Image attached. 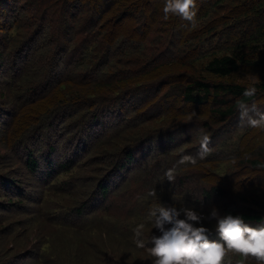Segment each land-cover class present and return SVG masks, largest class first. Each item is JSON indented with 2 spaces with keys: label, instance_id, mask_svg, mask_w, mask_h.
<instances>
[{
  "label": "trees",
  "instance_id": "16d2710c",
  "mask_svg": "<svg viewBox=\"0 0 264 264\" xmlns=\"http://www.w3.org/2000/svg\"><path fill=\"white\" fill-rule=\"evenodd\" d=\"M157 1L158 7L151 5L149 0L143 2L141 0L138 2L135 0H0V70L4 73V77L0 80L10 89L6 94L0 91V135L3 136L0 142L7 146L9 155H18L24 160V164H21L25 175L22 189L32 188L29 176L40 171L41 163L45 160L39 154L42 151L39 146L44 147L43 149L47 148L49 156L62 155V159L57 162L59 169L54 174L49 167L55 166V163L47 165V170L42 173L45 184L38 197H32L33 192L29 193L30 195L27 193L23 195L14 185H19L18 181L1 177L0 199L7 200V206L19 201L25 204L26 208L33 207V210H25L23 214V216L29 215L33 222L41 219L57 228H62L59 235L64 238V246L69 243L66 237L73 232L75 242H72L68 249L62 247L59 255H49V259L53 260L67 256L65 259H60L59 264L82 263L84 253L91 255L90 261H97L100 264H125L114 260L113 256L117 254L115 251L119 250L123 258L128 255L127 251H124L128 246L147 252L146 248L136 247L133 230L138 225L144 224L147 233L153 227L147 219L149 209L157 203L166 205L172 203L164 198V191H160L163 188L159 184L153 186V183L155 179L163 178L166 171L173 168L175 158L181 159L185 155H190V148L197 145L184 147L185 144H193L189 140L191 136L188 132L189 128L193 126L195 127L192 129L201 126L204 128L201 121L195 122V117L190 116L191 109L196 107L201 109V106L210 105L211 118L218 115L220 119L225 120L235 116L238 99L253 103L258 94H264L263 74V81L258 86L257 83L254 84L256 93L251 98L243 96V92L249 87L224 79L232 73L251 68H260L264 72V53L259 54L258 60L252 57L260 52L259 49L264 50V47L255 44L258 41L264 42V0H204L201 3L197 0L195 27L178 16L170 15L165 19L162 11L163 0ZM223 2L229 8L221 15L217 10ZM26 6L31 10H25ZM37 11L38 23L29 14ZM7 13L11 16L10 26L15 23L21 29H27L25 45L11 43L12 40L9 38L12 30H9L8 23L5 22ZM210 14L213 16L210 17ZM202 18H206V23L203 25H201ZM103 19L105 22L102 21ZM113 20L125 27L111 31L108 27ZM103 25L106 28L102 41L105 40V35L110 34L108 39L111 35H115L104 49L103 55L111 56V59L120 65L114 68V71H110L112 68L105 66L98 68V61L93 60L94 63L90 66L91 73L80 74L82 68L80 65L83 66L91 53H96L95 55L98 53L91 51L90 41L78 42L77 35L89 33L93 28L98 31ZM151 32H157L156 39L160 43V33H167L169 39L166 45L161 47L155 43H148ZM234 40L239 42L234 43ZM15 47H18V53L25 50L24 53L27 54L25 66L32 65L24 69L30 79H25L24 73L21 76L22 80H27V88H23L18 80L22 68L14 69L13 66L5 64L7 52ZM125 49L129 51L123 52ZM114 51H117L120 57L114 58ZM218 52H221L220 55H216ZM208 55L210 56L207 60ZM70 58L73 62L74 59L77 61L73 75L77 80H82L80 82L89 80V77H97L98 72H102L100 77L96 81L90 78L89 82L92 83L90 86H87L88 82L79 85L80 89L75 92L77 96L80 94L82 96L79 98L81 101L79 105L74 107L64 105L65 109L62 111L58 108V112L55 108H46L44 111L31 114L32 107L38 105L41 109L38 100L44 99L49 91L52 97L62 88L61 66ZM51 59L55 62L53 69H45L44 63ZM201 59L204 64L202 71L201 64L198 67L193 66V61L201 63ZM123 61H128V64ZM194 68L197 70L195 71ZM185 69H190L191 73ZM203 71L213 74L216 78H206ZM114 107L124 113V118L118 120V129L123 133L121 138L123 145L112 147L107 151L115 152L106 163L110 167L107 171L111 168L113 170L108 175L127 171L123 183L127 188L132 187L134 182L145 186L147 191L143 193L144 196L139 200V196L135 198L130 192L127 194L126 216H123L114 204L103 206L101 209H98L97 205L87 209V204L82 199L73 201L74 203H63V206L53 208L48 215L40 218L46 198L49 201L54 199L51 195L52 190L61 173L77 167L84 168L96 157H99L101 162L100 153L90 146L93 140L91 130L95 128L92 125L96 118L114 112L116 109ZM85 116L90 117L84 124ZM152 121L157 125L142 126ZM161 121L166 123L159 124ZM235 121L241 122L238 117ZM138 126L147 132L135 136ZM237 128L242 129L240 140L243 144L248 138L250 128L247 124ZM185 129L187 130L184 132ZM58 130L63 131L64 135L57 133ZM251 130L264 132L252 127ZM131 131L130 135L136 138L134 142H132L134 138L124 139ZM182 133H187L189 137L184 138ZM112 135L95 142L96 148L105 151L108 144L115 146L116 139H110ZM67 136L70 137L66 142H71L72 147L67 150L61 149L60 141ZM256 138L260 140L261 135ZM244 146L252 148L247 142ZM257 154L261 156L260 152ZM262 157L264 158V155ZM53 160L46 159L45 162L49 164ZM242 162L249 164L243 169L264 170L262 169L264 163L258 159V156L246 157ZM211 176L215 174L211 173ZM225 179L230 180L231 177L226 175ZM107 186L102 184V181L99 183L102 194L107 191ZM135 188L137 186H133V190ZM205 188L203 187L202 190L204 191ZM153 189L155 196L149 195ZM208 190L212 198H220L224 195L220 184L211 183L205 191ZM117 192L115 191L114 194ZM258 199L260 202L253 199L249 202V197H242L243 203H238L232 208L224 206L219 213L241 215L246 223L257 224L264 218L262 217L264 191ZM89 203L94 205L95 202ZM250 203L253 207L249 206ZM5 211L0 209V223L11 217V214H5ZM53 219L58 221L53 222ZM207 221H204V226ZM209 230L213 233L210 239H217L215 227ZM155 231V235L160 234L157 229ZM92 237L101 239L104 248L101 245L98 247L91 240ZM144 239L146 245L150 247L151 245L147 243L149 238ZM132 251L130 250L129 253ZM22 253L25 255L20 259H30L32 255L38 256L40 260L44 257L40 253L29 251ZM128 256L131 258L132 255ZM240 257L242 259V256Z\"/></svg>",
  "mask_w": 264,
  "mask_h": 264
},
{
  "label": "rangeland",
  "instance_id": "374dc122",
  "mask_svg": "<svg viewBox=\"0 0 264 264\" xmlns=\"http://www.w3.org/2000/svg\"><path fill=\"white\" fill-rule=\"evenodd\" d=\"M138 1L139 0H135V2ZM141 1L143 2V0ZM149 1L151 5L158 7L159 3L157 0ZM201 2H204V0H200L199 3ZM138 6L139 9H141V5L139 4ZM228 8V5L223 2L220 8L217 10V13L223 15L225 11L228 10ZM24 9L27 11L31 10V8H29L28 6H26ZM29 14L35 19V22L38 23L39 12L37 11L35 13ZM9 15L10 14L8 13L5 14V22L8 23L7 25L9 27V30H12V33H10L11 36L9 38L12 40L11 43H15L17 45H21L23 43L22 45H25L27 42L26 40L28 35V32H26L27 29H21L15 23L10 26L9 19L11 18V16ZM89 16L91 17V15ZM212 16L213 14H210V17ZM84 18L86 20H89V18L85 16ZM205 19L206 18L201 19V25L206 23ZM102 21L105 22V19H103ZM112 22L109 24L110 27H108L111 31L120 30L122 29V27H125L121 25L120 22H118L117 24V21H114L113 25ZM114 27H116V29ZM105 28L106 26L103 25L102 28L98 31L94 30L95 28H93V30L90 29L89 33H80L77 35L78 42L84 43L85 40L86 42L90 41L91 44L89 48L91 49V51L98 53L97 55H95L96 53H91L88 56V59L84 61L83 66L82 64L80 65L82 67L80 74L86 72L91 73L90 66L93 65L92 63H94L95 61H98V68L105 66V68H112L110 71H114V68L120 65L117 61L111 59V56L107 57L103 55L106 46H108L110 44L109 42L115 38V35H111V37L108 39V37L110 36L109 34L105 35V40L102 41V38H104ZM137 34L139 36L140 31L137 32ZM155 34H157V32H151L150 37L148 38V43H155L160 45L161 47L166 45L169 39L167 33H160L161 43L158 42ZM238 42L239 40H234V43ZM255 44L264 47L262 46L264 44L263 41H258ZM17 48L15 47L13 50H10L9 53L7 52L5 64L7 66H13L14 69L22 68V72L18 74V80L19 82H21L22 87L24 86L23 88H27L28 82L27 80H22L23 78L21 76L22 73H24L26 76L25 79H30V77L26 75L27 73L24 72V69L30 68L32 67V65L25 66L27 54L24 53L25 50L22 53H18ZM128 51L129 50L127 49L123 50V52ZM259 51L260 52L258 54L252 55L255 60H258L259 54L264 53V50L259 49ZM220 53L221 52H218L216 53V55H220ZM113 54L115 55L113 56L114 58L120 57L117 51H114ZM209 56L210 55L206 57L207 60ZM202 59L201 63L193 61V66L195 67H198L201 64V71L204 70V64ZM74 60L75 61L73 62L72 58L67 59L66 62L61 66V70H63V74L61 76L62 88H60V90L54 93L52 97L49 91L48 95L46 97H43L44 99L38 100L41 109L38 105H36L31 108V114L41 112V110L44 111V109L46 108H55L56 112H58L57 109L60 108L63 111L65 109L64 105H70L71 107H74L81 103V101L79 100V98H82L81 94L79 96L75 94V92H77L81 87L79 85L88 82L87 86H90L92 84L89 82L90 78H93L96 81V79L100 77V74L102 72H98L97 77H89V80L86 79L85 81L80 82L82 80H77L75 78V75H73V73H75L74 65L77 62L76 59ZM123 62L125 64H128V61ZM54 64L55 62H53L51 59L46 61L43 66L46 67L45 69L49 68L52 70ZM194 70L196 71L197 69L194 68ZM185 71L191 73L190 69H185ZM203 74L208 79L216 78L213 74L207 73L205 71H203ZM262 74L264 75V72H262L260 68H251L248 70H241L239 72L232 73L230 74V76L225 77L224 79L232 83H237L245 85L249 88H253L254 84L257 83L258 86L263 81ZM1 77H4V73L0 70V79ZM0 91L4 92V94L10 91L9 87L5 84V82L1 80ZM253 103L258 106V109L260 111L264 110V94H258L257 97L253 100ZM120 111L116 108L114 112H110L109 114H105L94 120L92 126L95 128L91 130V132H93V136L91 139L93 140L92 145L90 144V146L93 147L98 153H100L101 162L99 161V157H96L90 164H88L84 168L77 167L75 169H70L68 172L61 173L55 182L54 189L52 190L51 195L54 197V199L49 201L46 198L44 210L40 218H43L45 215H48L50 210H52L53 208L63 206V203H74L73 201L76 202L82 199V201H85V204H87V209L95 207L96 205L98 206V209H101L103 206L114 204L117 210L121 214H123V216H126V203L128 198L127 194L130 192L132 195H135V198L139 196V200H141V198L144 196L143 193L147 191V188L145 186L134 182L132 187L129 186L127 188V185L123 183L127 171H123L121 173H112L108 175V173L113 172V170L111 168L107 171V169L110 167H108L106 163L111 158V156L114 155L115 152L108 153L107 151L112 147L117 148L123 145V142L121 141L123 133L120 132L118 129V120L120 118H124V113ZM190 112V116L195 117L194 121H201V125L204 126V128L202 126L201 128L195 129H192L195 126L189 128L188 132L191 133L189 140L192 141L193 144L184 145V147H190L192 145L197 144L195 147L190 148V155L193 157H197V162L195 165L191 164L190 162L181 164L179 162L182 158H175V160H173V162L175 161L174 166L170 169L173 170L174 180L172 182H169L165 175L161 179H155L153 186L159 184V186L163 188L160 191H164V198H166L168 202H172L169 206H176L177 208L181 206L191 207L198 212H202L205 216L210 213L213 207H215L219 212H221L224 206L232 208V206H237L238 203H243L244 201L241 200L242 197H249V202L252 199L256 202H260L258 197H261V193L264 191V170L243 169V167H247L249 166V164L246 162L243 163L242 161H244L246 157L257 158L258 156V159L264 163V158L262 157L264 155V132H257L256 130H251V127H249L250 131L248 138L247 140H244L242 144V140H240L242 129L237 127L245 125L246 123L241 124V122L237 123L235 121L237 117L240 118L238 110H236L235 116L228 117L225 120L220 119L218 115L217 117L211 118L212 111L210 110V105L209 107L208 105L201 106V109H198L197 107L193 108ZM89 117L87 118V116H85L83 122L84 124L88 122ZM165 121L167 122V120ZM166 122L161 121L159 122V124H164ZM147 125L157 124L152 121L150 124H144L142 126L147 127ZM115 129L117 130L116 133ZM199 129H204V131L209 135L211 141L208 145V147L211 148L210 152L206 155L204 159H200L197 156L198 152L200 151V144L198 143ZM186 130L187 129H185L184 132ZM56 132L59 133L61 136L64 135V132L61 130H58ZM145 132H147V130H144L138 126L135 130V136L144 135ZM131 133L132 131L129 134L126 133L127 136H125L124 139H133L134 136L130 135ZM182 134L184 138L189 137L187 133ZM109 135H112L110 139H116L115 146L108 144L106 146L105 151H102V148L100 150L97 149L95 146V142ZM259 135H261V139L257 140L256 137H258ZM2 137L3 136L0 135V139ZM68 137L70 136H67L66 138L60 141L59 147L61 149L64 148L65 150H67L68 148L72 147L71 142H66ZM134 141H136V138H134L132 142ZM245 142H247V144L252 148H246L244 146ZM43 148L44 147L39 146V149L42 150L39 154L45 159L41 163L42 167L40 168V171H37L35 174H31L29 176L30 185L32 186V188L27 187L25 189H22L21 185L25 181V175L22 172L21 164H24V160H21L18 155H15L17 159L15 156L9 155L7 152V146L5 147V145L0 142V178L5 177L10 181H18L19 185H14H16L18 190L23 193V195L25 193L30 195L29 193L33 192L32 197H38L43 185L45 184L42 173L47 170V165L55 163V166L49 167L50 169H52V173L54 174L59 169V167H57V162L59 161V159H62V155H59V157L53 155L49 156L47 154L48 149ZM258 152L261 153V156L257 154ZM68 154L70 155V153ZM46 159L54 160L49 164H46ZM93 166L94 168H92ZM262 169H264V167ZM211 173H214L215 176H211ZM226 175L228 177H231V179L226 180ZM101 181L102 184L108 185L105 194H102L101 188L99 187V183ZM211 183H215L217 185L220 184L224 192L223 197L212 198L209 190L205 191L207 187L211 185ZM133 186H137V188L133 190ZM203 187H206L204 191L202 190ZM10 189L12 190L13 188L11 187ZM115 191H118L120 193L117 192L116 194H114ZM189 198L190 200H188ZM90 201H94V205L89 203ZM110 201L112 202L110 203ZM7 203V200L0 199V209H2V211L7 210L4 212L5 214H11V217L9 219L3 220V223H0V264H59L58 261L60 259L67 258V256H63L59 259L53 260L49 259V255H59L62 247L68 249L71 246L72 242H75L73 232L66 237V241L69 243L67 246H64V238L59 235L60 230L62 228H57L56 226H53L50 223H46V221H43L41 219L36 220V222H33L31 221V217L29 215L23 216L25 210H33V207L26 208L25 204H22L19 201L15 202L14 204H11L10 206H7ZM2 205H4L5 207H2ZM249 206H252L251 203L249 204ZM262 217H264V212ZM57 221L58 220L53 219V222ZM206 221L207 220H205V222ZM214 221L215 220H208L206 223V227H208L209 229L215 227ZM212 223H214L213 226H211ZM253 224L254 226L264 225V218L260 222L258 221L257 224ZM253 224L249 225L253 226ZM143 232L144 238H147V240L148 238H150L151 234L156 233L155 228L153 227H151L147 231V233L144 229ZM210 232L209 238L213 235V233ZM91 240L94 241L98 247L99 245H101L104 248V242H101V239H96L92 237ZM119 245L121 246V244ZM105 249L108 252L110 251L108 248ZM130 250L133 251L129 253ZM23 251H29L32 253L34 252L36 254L40 253L41 255L43 254L44 257L40 260L38 256L32 255L30 259H20L22 256L25 255V253H22ZM124 251H127L128 255H132L131 258L127 254L125 255V258H123L121 252L117 250L115 251L117 252V254L113 256L115 257L114 260L117 262H124L125 264H152V258L146 251H138L131 246H128ZM90 256L91 255H87L86 253H84L82 263L77 264H100L97 261H90ZM13 258H15L14 261ZM47 260L50 261L47 262ZM61 261L65 263L64 260ZM241 261H243V264H256V260L254 258L249 257L245 259L244 257H242L241 259L240 255L232 252L226 253L222 264H240Z\"/></svg>",
  "mask_w": 264,
  "mask_h": 264
},
{
  "label": "clouds",
  "instance_id": "9594fccd",
  "mask_svg": "<svg viewBox=\"0 0 264 264\" xmlns=\"http://www.w3.org/2000/svg\"><path fill=\"white\" fill-rule=\"evenodd\" d=\"M163 16H178L195 27L197 16V0H163ZM256 89L248 88L243 96L251 98ZM236 107L241 124L264 130V111H260L255 103L238 99ZM200 151L197 156L204 159L210 152V137L204 129L198 130ZM197 162V157L185 155L179 163ZM167 180H174L173 170L165 173ZM149 195L155 196L153 189ZM182 217V218H181ZM148 221L159 235L151 234L148 244L144 239V224L138 225L134 231L136 247L147 250L152 264H222L226 253L232 252L245 259L251 257L256 264H264V225L251 226L241 215H221L213 207L205 216L194 208L169 206L164 203L154 204L148 211ZM205 220H215V231L218 239L209 238V228L204 226ZM243 264V261L240 262Z\"/></svg>",
  "mask_w": 264,
  "mask_h": 264
}]
</instances>
